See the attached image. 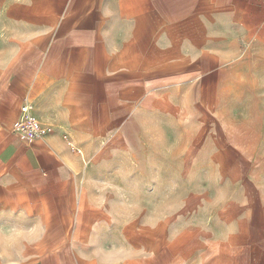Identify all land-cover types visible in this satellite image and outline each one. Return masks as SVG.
<instances>
[{"label":"crops","instance_id":"obj_1","mask_svg":"<svg viewBox=\"0 0 264 264\" xmlns=\"http://www.w3.org/2000/svg\"><path fill=\"white\" fill-rule=\"evenodd\" d=\"M259 71L264 0H0V264H264L257 158L195 142Z\"/></svg>","mask_w":264,"mask_h":264},{"label":"rangeland","instance_id":"obj_2","mask_svg":"<svg viewBox=\"0 0 264 264\" xmlns=\"http://www.w3.org/2000/svg\"><path fill=\"white\" fill-rule=\"evenodd\" d=\"M241 74V82H229L230 86L220 88L216 93L236 100L233 104L236 112L233 110L227 112L226 117L221 120L226 133L220 136L198 135L195 136V142H214L218 138L220 140L224 138L227 142L240 144L249 149L247 152L257 158L250 176L258 182H264V71ZM180 137L182 136H178ZM164 201L165 199L162 200L163 203ZM163 207L168 208L164 205Z\"/></svg>","mask_w":264,"mask_h":264},{"label":"built area","instance_id":"obj_3","mask_svg":"<svg viewBox=\"0 0 264 264\" xmlns=\"http://www.w3.org/2000/svg\"><path fill=\"white\" fill-rule=\"evenodd\" d=\"M12 130L29 144H33L53 132L52 128L43 126L32 115L30 106L22 108V115L14 122Z\"/></svg>","mask_w":264,"mask_h":264}]
</instances>
